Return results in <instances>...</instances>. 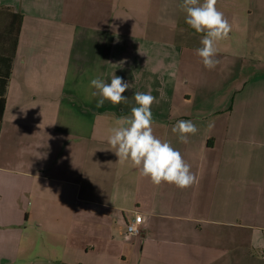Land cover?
<instances>
[{
	"label": "crops",
	"instance_id": "crops-1",
	"mask_svg": "<svg viewBox=\"0 0 264 264\" xmlns=\"http://www.w3.org/2000/svg\"><path fill=\"white\" fill-rule=\"evenodd\" d=\"M181 3L0 0V264H264V57L230 41L264 37V0H218L232 31L213 70ZM99 73L132 85L126 103L96 107ZM136 91L156 97L154 134L191 165L190 187L153 185L110 149ZM179 120L198 128L187 144Z\"/></svg>",
	"mask_w": 264,
	"mask_h": 264
},
{
	"label": "clouds",
	"instance_id": "clouds-1",
	"mask_svg": "<svg viewBox=\"0 0 264 264\" xmlns=\"http://www.w3.org/2000/svg\"><path fill=\"white\" fill-rule=\"evenodd\" d=\"M217 3L218 0H182L179 6L185 13L186 24L196 33L203 34L201 47L195 49V53L208 70L215 69L219 63L216 59L218 43L227 39L232 31L231 23L218 9ZM123 63L121 61L117 65ZM104 75L97 74L89 83L90 98H97L96 107H102L105 101L112 105L126 103L128 97L123 94L132 85L115 73L108 83L102 79ZM133 96L137 106L131 108L130 115L115 118L114 126L109 129L107 136V143L111 150L115 149L118 162H129L142 177L149 178L153 185L167 183L181 190L190 187L196 180L191 165L170 141L161 140L154 134L151 106L156 102V97L150 92L139 91L134 92ZM171 131L178 135L179 142L187 144L189 137L195 135L198 128L191 120H179ZM148 218L147 214L138 215L129 232L136 233L137 225H147Z\"/></svg>",
	"mask_w": 264,
	"mask_h": 264
},
{
	"label": "rangeland",
	"instance_id": "rangeland-1",
	"mask_svg": "<svg viewBox=\"0 0 264 264\" xmlns=\"http://www.w3.org/2000/svg\"><path fill=\"white\" fill-rule=\"evenodd\" d=\"M243 25V24H242ZM264 27V24H253L252 23V33H259ZM233 40H230L233 44H236L238 50L248 51L249 55L253 57H264V37L262 38H251L247 40V37L242 34V32H238L237 34H233ZM247 42V43H246Z\"/></svg>",
	"mask_w": 264,
	"mask_h": 264
},
{
	"label": "trees",
	"instance_id": "trees-1",
	"mask_svg": "<svg viewBox=\"0 0 264 264\" xmlns=\"http://www.w3.org/2000/svg\"><path fill=\"white\" fill-rule=\"evenodd\" d=\"M18 18L17 22L16 20H14V31H21V27H22V23H23V16L21 14H15L14 18ZM5 106H6V99L5 97H2L0 100V108L1 110H5ZM2 114H0V131H1V124H2Z\"/></svg>",
	"mask_w": 264,
	"mask_h": 264
},
{
	"label": "built area",
	"instance_id": "built-area-1",
	"mask_svg": "<svg viewBox=\"0 0 264 264\" xmlns=\"http://www.w3.org/2000/svg\"><path fill=\"white\" fill-rule=\"evenodd\" d=\"M138 215H140V214H138ZM135 220H136V218L133 221H131V222H129L127 224V230H126V233H125V236H124L126 241H132L134 238L139 237L141 235V233H142V231H141V225L142 224L137 225V232L136 233H130L129 232V228L135 223Z\"/></svg>",
	"mask_w": 264,
	"mask_h": 264
}]
</instances>
